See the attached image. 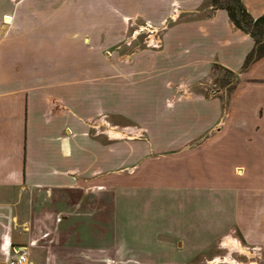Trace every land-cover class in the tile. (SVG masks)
Listing matches in <instances>:
<instances>
[{
    "label": "crops",
    "instance_id": "obj_1",
    "mask_svg": "<svg viewBox=\"0 0 264 264\" xmlns=\"http://www.w3.org/2000/svg\"><path fill=\"white\" fill-rule=\"evenodd\" d=\"M241 2L264 13V0ZM123 18L168 23L125 93L150 137L113 145L84 121L79 39ZM253 45L211 0H0V264L14 248L27 264H182L229 229L264 250V56L243 67ZM221 71L227 96L206 97ZM103 95L110 110L109 84ZM164 146L167 163L153 153ZM191 188L214 189L208 229L141 219L144 194Z\"/></svg>",
    "mask_w": 264,
    "mask_h": 264
},
{
    "label": "rangeland",
    "instance_id": "obj_2",
    "mask_svg": "<svg viewBox=\"0 0 264 264\" xmlns=\"http://www.w3.org/2000/svg\"><path fill=\"white\" fill-rule=\"evenodd\" d=\"M87 20L89 19H85ZM122 21L113 24L110 34L81 33L79 39L80 104L81 109L88 112L82 113L84 121L91 136L111 139L113 145L121 141L146 140L150 137L147 126L137 122V115L128 109L134 103L126 104L128 98L125 93L135 83V59L146 57L152 50L161 47L162 31L168 23L167 19H163L160 25L142 18H123ZM220 73V76L212 78L202 89L206 97L227 96L232 86V76L226 71ZM105 83L111 88V109L104 111ZM166 84L167 88L178 92L183 93V89H186L168 82ZM169 105L171 99L165 96L159 119L167 114ZM160 148V152L155 149L153 153L160 156L161 163H165L168 159V147ZM162 190L153 191L152 195L147 194L149 198H145L146 194L140 197L142 200L140 199L139 204L143 208L141 219L149 221L148 216L146 217L149 214L158 224L179 226L178 231L185 236L201 233L200 229L203 228L208 229L206 220L201 215L206 210L214 215V189ZM148 206L149 210L146 209ZM212 228L213 226L206 233H211ZM232 236L237 238V233L229 229L216 241L203 243L204 249L182 264H264V250L260 246L240 242L242 247L238 243H232Z\"/></svg>",
    "mask_w": 264,
    "mask_h": 264
},
{
    "label": "trees",
    "instance_id": "obj_3",
    "mask_svg": "<svg viewBox=\"0 0 264 264\" xmlns=\"http://www.w3.org/2000/svg\"><path fill=\"white\" fill-rule=\"evenodd\" d=\"M211 3L214 8H224L233 24L253 38V48L246 55L243 67L264 56V13L252 17L241 0H211Z\"/></svg>",
    "mask_w": 264,
    "mask_h": 264
},
{
    "label": "built area",
    "instance_id": "obj_4",
    "mask_svg": "<svg viewBox=\"0 0 264 264\" xmlns=\"http://www.w3.org/2000/svg\"><path fill=\"white\" fill-rule=\"evenodd\" d=\"M11 1L17 3L19 0H11ZM154 46H156V44H154ZM10 264H27L26 253L14 248L13 255L11 256L10 259Z\"/></svg>",
    "mask_w": 264,
    "mask_h": 264
}]
</instances>
